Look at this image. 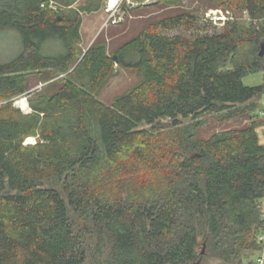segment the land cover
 Returning a JSON list of instances; mask_svg holds the SVG:
<instances>
[{
  "label": "trees",
  "instance_id": "1",
  "mask_svg": "<svg viewBox=\"0 0 264 264\" xmlns=\"http://www.w3.org/2000/svg\"><path fill=\"white\" fill-rule=\"evenodd\" d=\"M58 1L67 8L0 0V33L20 40L14 55L0 58V264H85L70 205L89 203L113 264H196L204 256L200 237L207 254L252 264L264 227V118L205 140L181 123L214 113L259 116L264 82L247 85L244 77L264 70V0H214L232 14L245 11L250 23L232 18L213 32L200 25L189 35L198 20L192 12L161 18L121 45L117 60L102 39L76 60L81 9L76 0ZM115 63L141 80L109 105L99 95ZM46 69L67 73L63 84L51 95L36 92L31 112L15 108L13 98L31 88L30 74ZM143 122L176 129L153 134L139 128ZM125 155L155 170L148 186L136 183L127 197L77 186L66 197L46 184L77 166L107 178Z\"/></svg>",
  "mask_w": 264,
  "mask_h": 264
},
{
  "label": "rangeland",
  "instance_id": "2",
  "mask_svg": "<svg viewBox=\"0 0 264 264\" xmlns=\"http://www.w3.org/2000/svg\"><path fill=\"white\" fill-rule=\"evenodd\" d=\"M92 1L95 0H76L72 5L74 8L81 9L80 14L83 19L81 37L76 41V60H79L88 47L97 39L105 40L108 54L113 57L116 55V51L121 45L135 37L152 22L177 13L188 11L194 13L198 18L197 25L190 28L187 32L189 35L197 33L201 26L203 27H201V32L221 30L226 25L225 22L227 21L215 22L207 20L206 13L209 10L213 9L219 11L220 9L224 13H227L225 9L216 4L214 0H179L173 4H151L136 0V4L132 7H128L125 4L123 5L122 10H120V14L123 16L122 19L116 21L111 20L107 23L108 16L103 11V4L98 9H87L89 7V2ZM50 6L58 11L62 8H67L58 0H50ZM227 15L229 14L227 13ZM232 18L239 20L243 24L250 23V18L245 11H236L234 14L230 12L229 19L233 20ZM179 31L182 30L180 29ZM19 41V36L12 31L0 33V58L6 59L14 55L20 49ZM52 46L55 49L57 44H53ZM247 48L248 47H245L244 49L247 50ZM227 66L231 67L232 63L228 61ZM66 76L67 73L53 69H46L40 74L31 73L29 76L31 88L26 93L14 97L13 106L26 113L31 112L32 107L30 101L35 96L36 92L41 91L47 95L55 93L63 84ZM140 80L141 77L136 71L125 69L119 66L118 63H115L114 74L101 90L99 98L106 104L112 105L117 96L134 87ZM263 82L264 70L248 74L244 77V83L247 85H256ZM259 102L261 104L263 102L262 99ZM257 103L256 101L255 104H251L256 106ZM1 104H3V102H0V105ZM262 118L264 117L258 116L252 110L233 116H228L226 113H214L207 114L196 120L193 118H183L181 127L184 128L182 131L186 130L185 128H189L190 131L194 132V138L205 140L209 139L217 132L246 127L252 124L256 119L263 122ZM168 121L170 120L161 119L158 124L164 125ZM152 126V124L143 122L139 128L148 129L153 134L176 129L173 127H163L162 130H156L152 128ZM258 132L260 141L264 143V124L259 127ZM154 172L155 170L147 163L135 161L129 155H125L120 163L117 164V169L110 172L107 178L100 175L95 176L77 166L74 171L67 170L60 176L52 178L49 182H46V184H51L56 187L61 192L65 193L66 197L69 190L76 186L81 187V191L88 190L90 192L93 190L94 194L101 193L102 190L107 189L111 194H120L123 197H127L135 190L136 183L148 186V184L145 183L150 180L149 178ZM91 208V203H89L87 207L78 206L77 208L70 205V214L74 222L76 234L86 251L85 264H113L112 244L107 234L95 227ZM199 242L200 244L197 250L200 254L204 255L200 259L198 258V261L200 260L199 264H229L216 255L207 254V243L202 237H200ZM256 253L257 254H254L255 256L252 255L251 257L256 258L258 252Z\"/></svg>",
  "mask_w": 264,
  "mask_h": 264
},
{
  "label": "built area",
  "instance_id": "3",
  "mask_svg": "<svg viewBox=\"0 0 264 264\" xmlns=\"http://www.w3.org/2000/svg\"><path fill=\"white\" fill-rule=\"evenodd\" d=\"M143 3H152L156 0H141ZM136 0H104L103 2V11L107 14V23L112 21H116L122 19L123 16L120 14V10H122L123 5L125 4L128 7H132L136 4ZM224 13L222 10L219 11L209 10L207 11V19L215 22H222L229 19L230 11H226ZM18 103V102H17ZM21 105V104H20ZM22 106V105H21ZM258 114L261 117H264V101L262 102V106L258 109ZM26 142L35 143L36 139L34 137H29ZM259 242L261 243V248L258 251V255L254 258V262L252 264H264V227L258 234Z\"/></svg>",
  "mask_w": 264,
  "mask_h": 264
},
{
  "label": "water",
  "instance_id": "4",
  "mask_svg": "<svg viewBox=\"0 0 264 264\" xmlns=\"http://www.w3.org/2000/svg\"><path fill=\"white\" fill-rule=\"evenodd\" d=\"M260 55H264V43H262V47H261V50H260ZM114 59L115 60L118 59L117 55H114ZM203 253H204V250H203ZM199 263H200V260L196 264H199Z\"/></svg>",
  "mask_w": 264,
  "mask_h": 264
},
{
  "label": "bare ground",
  "instance_id": "5",
  "mask_svg": "<svg viewBox=\"0 0 264 264\" xmlns=\"http://www.w3.org/2000/svg\"><path fill=\"white\" fill-rule=\"evenodd\" d=\"M19 103V102H18Z\"/></svg>",
  "mask_w": 264,
  "mask_h": 264
}]
</instances>
